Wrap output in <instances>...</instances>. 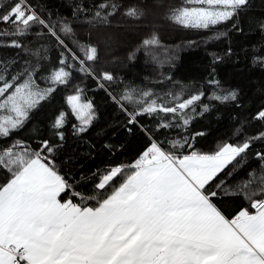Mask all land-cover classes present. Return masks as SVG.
I'll use <instances>...</instances> for the list:
<instances>
[{
	"label": "snow or ice",
	"instance_id": "6c2138e0",
	"mask_svg": "<svg viewBox=\"0 0 264 264\" xmlns=\"http://www.w3.org/2000/svg\"><path fill=\"white\" fill-rule=\"evenodd\" d=\"M249 3L183 0L168 18L185 28L209 29L232 20ZM93 8L88 21L93 25L109 24L108 18L118 10L108 0ZM89 12L87 6H77L74 14ZM126 15L137 17V11L129 9ZM0 24L12 26L11 31L0 30V36L14 37L40 25L62 49L58 64L39 77L43 87L37 80L38 64L13 70L12 64L0 60V140L22 130L42 102L59 86L69 84L73 71L98 80L101 88L116 79L109 71L97 74L91 67L90 62L98 60L95 44L77 40L70 46L74 27L67 20L50 23L29 0H11L6 8L0 4ZM142 43L149 48L159 39L153 34ZM4 46L24 47L17 39ZM257 62L264 65V56ZM208 83L219 86L216 79ZM203 95L197 92L183 98L182 93L170 92L165 99L148 90L129 89L120 101L136 108L129 112L125 103L117 102L128 114L129 124H137L141 115L154 116L159 118V131L186 128ZM238 95V90H229L211 98L236 101ZM66 104L79 121L73 126L75 135L85 133L96 118L93 103L77 88L67 95ZM203 111H208L207 105ZM66 117L61 111L50 125L60 143L45 138L33 147L16 138L0 144V264H264V152L255 153L258 172H250L234 189H224L226 195H243L254 211L242 208L229 217L213 202L218 192L211 190L226 167L239 165L238 158L243 159L253 140H264V132L203 153L194 149L188 137L162 141L141 126L149 142L138 158L126 166L92 173L91 178L82 174L81 180L92 185L91 194H86L78 189L87 188V183L77 182L56 163L66 139ZM254 118L264 121V109Z\"/></svg>",
	"mask_w": 264,
	"mask_h": 264
},
{
	"label": "trees",
	"instance_id": "16d2710c",
	"mask_svg": "<svg viewBox=\"0 0 264 264\" xmlns=\"http://www.w3.org/2000/svg\"><path fill=\"white\" fill-rule=\"evenodd\" d=\"M10 2L0 0L5 8ZM99 2L29 0L37 13L50 23L67 20L74 27L75 39L70 41V46H75L77 40L81 44H95L98 60L90 62L91 67L97 74L109 71L116 79L104 82L105 87L101 88L98 80L73 71L69 84L59 86L31 113V119L22 130L14 132L7 140H0V144H8L16 138L33 147L45 138L60 143L52 136L50 125L59 112L64 111L67 113L63 128L66 139L57 153L56 163L77 182L87 183V188H79V191L91 194V183L82 181L81 175L91 178L92 173L103 172L110 166L133 163L149 142L141 126L153 130L155 137L162 141L188 137L194 149L203 153H211L225 142L241 143L264 132V121L254 118L264 109V65L257 62L264 56V29L261 28L264 0H250L241 14L209 29L185 28L168 18L170 10L180 6L183 0H108L117 5L116 14L108 18L107 25H93L88 21L95 11L93 5ZM77 6H87L91 12L74 14ZM129 9H136L137 17L126 15ZM0 30L11 31L12 26L0 24ZM153 34L159 44L145 48L143 40ZM12 39L19 40L24 47L4 46ZM61 51L55 38L40 25H34L22 37L0 36V60L12 64L13 70L38 64L37 80L42 87L44 82L39 77L47 75V70L58 64ZM211 79L218 80L219 86L208 83ZM77 88L83 89V97L93 103L96 114L88 130L79 136L75 135L73 127L78 126L79 121L66 104L67 95L74 94ZM129 89L148 90L165 99L170 92L182 93L183 98L197 92L204 95L197 102L195 112L190 113L192 119L186 128L156 131L158 117L141 115L137 117V124L128 123L129 116L117 101ZM229 90H238L236 101L211 98L213 94ZM120 102L125 103L129 112L136 108L133 103ZM204 105L208 106L206 112ZM256 152H264V140H253L243 159L238 158L239 165L234 166V162L226 167L211 186V190L218 192L213 202L229 217L242 208L252 211L243 195H226L224 189H234L250 172L259 171ZM221 181L224 182L221 188H216Z\"/></svg>",
	"mask_w": 264,
	"mask_h": 264
},
{
	"label": "rangeland",
	"instance_id": "374dc122",
	"mask_svg": "<svg viewBox=\"0 0 264 264\" xmlns=\"http://www.w3.org/2000/svg\"><path fill=\"white\" fill-rule=\"evenodd\" d=\"M219 25V24H218Z\"/></svg>",
	"mask_w": 264,
	"mask_h": 264
}]
</instances>
